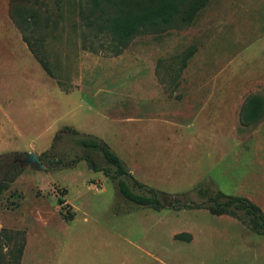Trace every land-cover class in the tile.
Returning a JSON list of instances; mask_svg holds the SVG:
<instances>
[{
    "label": "rangeland",
    "instance_id": "rangeland-1",
    "mask_svg": "<svg viewBox=\"0 0 264 264\" xmlns=\"http://www.w3.org/2000/svg\"><path fill=\"white\" fill-rule=\"evenodd\" d=\"M90 3L25 5L35 21L20 31L0 0V264H264V235L204 209L139 208L101 155L76 143L101 140L170 196L221 191L264 212V119H240L264 94V0H209L191 24L137 35L120 52L111 32L85 26ZM23 35L42 41L51 74Z\"/></svg>",
    "mask_w": 264,
    "mask_h": 264
},
{
    "label": "trees",
    "instance_id": "trees-1",
    "mask_svg": "<svg viewBox=\"0 0 264 264\" xmlns=\"http://www.w3.org/2000/svg\"><path fill=\"white\" fill-rule=\"evenodd\" d=\"M44 1L9 0L10 6L16 9L15 15L18 17V19L12 17V20L20 31L28 29L22 24L27 22L34 24L35 21V15L29 14L28 16L22 7L25 5L41 6ZM208 2L209 0H91L90 5H87L85 11L82 10L81 15L87 28L96 27L99 31L111 32L115 47L120 52L137 35L148 31L163 30L175 22L184 25L191 24ZM96 11H99L101 15L96 16ZM23 40L43 69L51 74L46 59L37 54L38 46L43 47L42 41H33L26 35H23ZM89 49L92 52V49ZM191 55L189 54L182 60V68L186 66L187 59ZM240 119L245 126L257 125L264 119V94L253 95L246 100L240 111ZM72 134L79 135L75 130L72 131ZM76 143L84 150L97 152L101 155L110 167L101 169V171L115 183L118 193L125 201L139 208L154 211L204 209L215 216L227 215L235 218L245 224L253 233L264 235V212L247 198L227 195L221 191L209 193L203 188H199L196 192L198 200H192L185 195L181 198L170 196L136 180L119 156L101 140L84 136L78 138ZM44 157L48 158L49 156L44 154ZM54 159L52 158V164L61 163ZM6 178L9 183L13 181V177H9L7 174ZM7 187L8 183H0V193ZM63 203L61 202V204ZM70 219L71 217H66L65 220Z\"/></svg>",
    "mask_w": 264,
    "mask_h": 264
},
{
    "label": "water",
    "instance_id": "water-1",
    "mask_svg": "<svg viewBox=\"0 0 264 264\" xmlns=\"http://www.w3.org/2000/svg\"><path fill=\"white\" fill-rule=\"evenodd\" d=\"M27 159L29 160L31 164L35 163L38 167L42 168L41 162L38 160V158L35 155L30 154L27 156Z\"/></svg>",
    "mask_w": 264,
    "mask_h": 264
}]
</instances>
